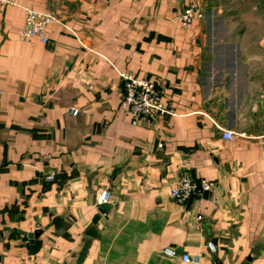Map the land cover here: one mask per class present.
I'll use <instances>...</instances> for the list:
<instances>
[{
    "label": "crops",
    "instance_id": "crops-1",
    "mask_svg": "<svg viewBox=\"0 0 264 264\" xmlns=\"http://www.w3.org/2000/svg\"><path fill=\"white\" fill-rule=\"evenodd\" d=\"M8 1L0 264H264L262 2ZM192 1L203 15L183 27ZM24 7L58 17L47 43L20 39ZM120 71L154 81L175 114L134 125ZM184 171L216 184L181 205L169 189Z\"/></svg>",
    "mask_w": 264,
    "mask_h": 264
},
{
    "label": "built area",
    "instance_id": "built-area-1",
    "mask_svg": "<svg viewBox=\"0 0 264 264\" xmlns=\"http://www.w3.org/2000/svg\"><path fill=\"white\" fill-rule=\"evenodd\" d=\"M14 2L8 0H0V3ZM24 23L19 32V37L23 41H31L38 39L42 43L48 42L46 34V26L52 22H59L58 17L49 11H38L29 7H24ZM203 13L201 6L197 1H192L187 4L183 11L175 16L174 20L179 22L183 27H189L192 24L194 17H202ZM119 76L123 82V95L120 101V108L126 110L131 116V122L136 125L138 122L152 124L156 116L173 115L175 114L171 107L165 105L162 101V94L156 83L148 77H137L131 73L119 72ZM3 90L0 88V98ZM75 112L74 109H70ZM224 139H232L234 134L231 130L224 129L217 125ZM48 181L54 179V175L49 173L46 176ZM215 181H210L204 178H195L189 172H182L178 179L169 189V194L181 205H185L189 198L202 197L210 192ZM110 199L108 191H103L98 195L96 203L104 204ZM200 218V216H198ZM209 251H214V245L211 242L207 243ZM162 253L175 256L177 253L170 247H165ZM183 261H191L192 259L187 254H182Z\"/></svg>",
    "mask_w": 264,
    "mask_h": 264
},
{
    "label": "water",
    "instance_id": "water-1",
    "mask_svg": "<svg viewBox=\"0 0 264 264\" xmlns=\"http://www.w3.org/2000/svg\"><path fill=\"white\" fill-rule=\"evenodd\" d=\"M190 200H191V198H189L187 202H190ZM40 232H41L40 230H37V231L34 232L33 234H34L35 236H38V235L40 234Z\"/></svg>",
    "mask_w": 264,
    "mask_h": 264
},
{
    "label": "rangeland",
    "instance_id": "rangeland-1",
    "mask_svg": "<svg viewBox=\"0 0 264 264\" xmlns=\"http://www.w3.org/2000/svg\"><path fill=\"white\" fill-rule=\"evenodd\" d=\"M259 3L262 2V4L264 5V0H258ZM128 73V72H127ZM134 75V74H133ZM136 76V75H135Z\"/></svg>",
    "mask_w": 264,
    "mask_h": 264
}]
</instances>
